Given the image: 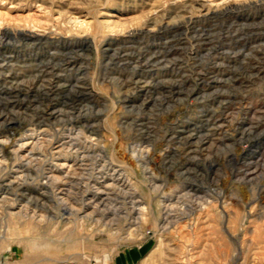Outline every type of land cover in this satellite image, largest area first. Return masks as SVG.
<instances>
[{
    "label": "rangeland",
    "instance_id": "rangeland-1",
    "mask_svg": "<svg viewBox=\"0 0 264 264\" xmlns=\"http://www.w3.org/2000/svg\"><path fill=\"white\" fill-rule=\"evenodd\" d=\"M0 31V138L46 131L21 173L0 144V264H264V0H0Z\"/></svg>",
    "mask_w": 264,
    "mask_h": 264
},
{
    "label": "bare ground",
    "instance_id": "bare-ground-1",
    "mask_svg": "<svg viewBox=\"0 0 264 264\" xmlns=\"http://www.w3.org/2000/svg\"><path fill=\"white\" fill-rule=\"evenodd\" d=\"M226 1V0H225ZM242 1V0H241ZM191 16H188L187 17V21H191ZM182 21L183 22H185L184 20H179V21H176V22H174V23H172L171 24V26H175V27H178V26H181L182 25ZM233 23V22H232ZM255 24V23H254ZM165 27H167V25L165 26ZM164 27V28H165ZM161 28V27H160ZM9 32V31H8ZM13 32V31H12ZM19 34L20 33H28V35L29 36H33V35H37V33H34V32H32V31H29V30H26V31H17ZM11 33V32H10ZM180 33V32H179ZM22 35V34H21ZM3 38V33H1V31H0V39H2ZM33 42V41H32ZM91 42H92V40L90 39V38H85L84 39V43L85 44H87V45H91ZM0 43H1V40H0ZM3 44V43H2ZM60 46V45H59ZM170 49H168V51H169ZM167 55V54H166ZM151 57H153L152 55H151ZM170 58V57H169ZM5 58H3L2 60H4ZM9 60V59H8ZM173 60V59H172ZM139 61H141V60H139ZM166 62H168V61H166ZM170 62V61H169ZM66 63H67V61H66ZM74 63V62H73ZM50 64V63H49ZM140 64V63H139ZM217 64V63H216ZM220 65V64H219ZM222 65V64H221ZM55 66V65H54ZM66 67V66H65ZM134 67V66H133ZM80 68V67H79ZM40 72H38V74H39ZM61 74V73H60ZM37 76V75H36ZM39 76V75H38ZM213 76V75H212ZM51 78V77H50ZM220 78V77H219ZM39 79H41V78H39ZM217 79V78H216ZM34 80V79H33ZM42 80H44V79H42ZM225 80V79H224ZM39 81V80H38ZM45 81V80H44ZM79 81V80H78ZM36 82V81H35ZM34 82V83H35ZM41 83V82H40ZM39 83V84H40ZM61 83V82H60ZM30 84V83H29ZM45 84V83H44ZM63 84H65V83H63ZM177 84V83H176ZM12 85V84H11ZM62 85V84H61ZM44 86V85H43ZM63 87V86H62ZM32 89V88H31ZM38 90V89H37ZM22 91V90H21ZM25 91V90H24ZM29 91V90H28ZM44 92V91H43ZM42 92V93H43ZM51 92V91H50ZM28 94V93H27ZM47 94V93H46ZM83 94V93H82ZM89 94H91V93H89ZM1 95V94H0ZM47 96H48V94H47ZM91 96V95H90ZM46 97V96H45ZM52 97V96H51ZM53 98V97H52ZM45 99H47V97L45 98ZM49 100V99H48ZM48 103V102H47ZM221 103V102H220ZM51 104V103H50ZM47 106V105H46ZM52 106V105H51ZM2 107V106H1ZM54 107V106H53ZM87 107V106H86ZM52 108V107H51ZM59 108V107H58ZM56 109V108H55ZM59 112V111H58ZM62 112V111H61ZM66 112V111H65ZM68 112V111H67ZM32 113V112H31ZM69 113V112H68ZM71 113V112H70ZM70 113H69V115H70ZM42 114V113H41ZM74 114V113H73ZM183 114H184V117H186V118H188V116H187V112L186 111H183ZM3 115V114H2ZM47 115V114H46ZM63 115V114H62ZM176 116V115H175ZM73 117H74V115H73ZM64 119V118H63ZM209 120H210V118H209ZM4 121H5V119H4ZM12 121H14L13 119H12ZM217 121H219L218 119H217ZM19 122V121H18ZM9 123H11V122H9ZM204 123V122H203ZM93 124V123H92ZM8 125V124H7ZM19 125H21V124H19ZM24 125V124H23ZM178 126H180V127H182L183 129L186 127V125L184 124V123H182L181 125L179 124ZM9 127V126H8ZM12 127H13V125H12ZM11 127V128H12ZM202 127V126H201ZM15 129H16V127H15ZM75 129L76 128H72V127H70L69 129H68V131L69 132H67V133H69V134H74L75 133ZM21 130V129H20ZM200 130V129H199ZM28 131V133H26ZM46 131H45V128H38V129H31V130H29V129H27V128H23V130H22V132H20V136L18 137V138H15V139H12V137L11 138H0V144H3V147H5V150H6V152L7 153H11V152H13V149L12 150H9L8 148H11V147H13V146H15V145H17V147L14 149V151H16V152H18V153H20L19 155H20V157L23 159V160H25L24 162H21V163H19L18 164V168H17V171H20V173L21 172H23V171H25V170H28L27 168H26V165H27V159L26 158H28V156L29 155H31L32 154V149H34L35 148V145L36 144H38V142H41L40 141V139L41 138H43L45 135H46V133H45ZM197 132V131H196ZM26 133V134H25ZM200 133V132H199ZM25 134V135H24ZM78 133H76V135H77ZM202 134V133H201ZM188 135H190V134H188ZM197 135V134H196ZM204 135V134H203ZM15 136V135H14ZM68 136H70V135H68ZM195 136V135H194ZM71 137H73L72 135H71ZM67 138V137H66ZM189 138V137H188ZM47 139V138H46ZM45 139V140H46ZM42 140H44V139H42ZM57 141H59V144L57 145V147L59 148V146H61L62 144H64V143H66V141H62L61 139H59V140H57ZM72 146H74L75 148H76V152H78V154L79 155H81L82 157L84 156H87V153H86V148H84V147H82L79 143H77V142H73L72 140L69 142ZM43 144V143H42ZM41 145V144H40ZM39 145V146H40ZM71 146V147H72ZM40 147H42V146H40ZM36 148H37V146H36ZM8 149V150H7ZM80 149H82L81 151H79ZM37 150V149H36ZM42 150V149H41ZM41 150H39V151H41ZM1 151V150H0ZM24 152H26V153H24ZM43 152V151H42ZM47 152V151H46ZM5 153V152H4ZM41 153V152H40ZM81 153H83V154H81ZM89 153V152H88ZM42 154V153H41ZM90 154V153H89ZM10 155V154H9ZM44 155V154H43ZM104 157H107V156H105V155H103ZM33 157V156H32ZM31 157V158H32ZM35 157V156H34ZM99 157V156H98ZM12 158V157H11ZM35 159V158H34ZM37 159V158H36ZM82 159V158H81ZM100 159H103V157H102V155H101V158ZM106 159V158H105ZM6 160V159H5ZM8 160H9V158H8ZM29 160H31V159H29ZM38 160V159H37ZM39 160H41V159H39ZM75 160H76V158H75ZM108 160V159H107ZM3 161V160H2ZM7 161V160H6ZM46 161V160H45ZM38 162V161H37ZM87 162V161H86ZM107 162V161H106ZM1 163H3V162H1ZM100 163V162H99ZM38 164V163H37ZM63 165H64V163H62ZM62 164H61V166H62ZM104 164H106V163H104ZM1 165V164H0ZM4 165V164H3ZM88 165V164H87ZM108 165V164H107ZM56 166V168H58L59 167V165H55ZM61 166H60V168H61ZM105 166V165H104ZM37 167V166H36ZM65 167V166H64ZM83 167H86V166H83ZM91 167V166H90ZM100 168V167H99ZM67 170V169H66ZM112 170H113V173L111 174V176L110 177H107V175H109V174H107V173H104V172H100V173H102V175L100 176V180L98 181V182H102V183H104V182H106L108 179H111V180H113V181H115L114 183H116V182H118V181H120L121 179H119L118 177H116L117 175H116V173L119 171V168H116L115 166L112 168ZM71 171V170H70ZM88 171V170H87ZM107 171V170H106ZM29 172V171H28ZM57 172V171H56ZM68 172V171H67ZM80 172V171H79ZM83 172V171H82ZM109 172V171H108ZM74 173V172H73ZM111 173V172H110ZM121 173H122V171H121ZM48 174V173H47ZM55 174V173H54ZM67 174H70V173H67ZM75 174V173H74ZM120 174V173H119ZM23 175V174H22ZM27 175H29L28 173H27ZM56 175V174H55ZM58 175V174H57ZM64 175V174H63ZM100 175V174H99ZM13 176H14V174H13ZM19 176H21V174L19 175ZM49 176H51V173L50 174H48V177ZM62 176V175H61ZM29 177H30V175H29ZM54 177V176H53ZM56 177V176H55ZM54 177V178H55ZM64 177H65V175H64ZM70 177V176H69ZM72 177V176H71ZM83 177V176H82ZM26 178V177H25ZM28 178V177H27ZM57 178H58V176H57ZM60 179H62V178H60ZM64 179V178H63ZM49 180V179H48ZM53 180V179H52ZM51 180V181H52ZM66 180V179H65ZM10 181H12V180H10ZM55 181V180H54ZM69 182L71 181V180H68ZM80 181V180H79ZM68 182V183H69ZM87 182V181H86ZM112 182V181H111ZM111 182H109V183H106L105 185L104 184H102V185H104L105 187H107V186H110L111 185ZM13 183V182H12ZM52 183V182H51ZM113 183V184H114ZM11 184V183H10ZM80 184V183H79ZM78 184V185H79ZM87 184V183H86ZM85 184V185H86ZM112 184V185H113ZM19 185V184H18ZM73 185H75L74 183H73ZM77 185V186H78ZM111 185V186H112ZM69 186H72V185H69ZM68 186V187H69ZM113 186H115V187H117L116 186V184L115 185H113ZM119 186V185H118ZM126 186V185H125ZM76 187V186H75ZM120 187V186H119ZM63 188V187H62ZM81 188V187H80ZM79 188V189H80ZM84 188V187H83ZM82 188V189H83ZM108 188V187H107ZM58 189V188H57ZM61 189V188H60ZM85 189H86V187H85ZM85 189H83V190H85ZM97 189V188H96ZM118 189H120V188H118ZM122 189V188H121ZM49 191V190H48ZM67 191V190H66ZM75 191V190H74ZM87 191V190H86ZM104 191V192H103ZM107 191V190H106ZM127 191H129V190H127ZM102 192L103 193H105V189L104 190H102V189H98V190H96L95 191V193L94 194H92V198L89 200V201H87V202H85L84 200L81 202V207H80V209H82V208H88V207H90V206H92L93 207V209H94V212L95 211H98V209L100 208L99 206L101 205V204H103V201H104V198H102ZM118 192H119V190H118ZM124 192H125V190H124ZM123 192V193H124ZM8 193V191L6 190V188L4 187V186H2V187H0V202L2 201V200H4V199H7L6 198V194ZM60 193V192H59ZM76 193H78V192H76ZM81 193V192H80ZM83 193V192H82ZM122 193V192H121ZM45 194V193H44ZM79 194V193H78ZM84 194V193H83ZM111 194V193H110ZM126 194H128V192L126 193ZM62 195V194H61ZM132 195V194H131ZM65 196V195H64ZM72 196V195H71ZM107 197H109L108 195H107ZM111 197V196H110ZM46 198V197H45ZM63 198V197H62ZM61 198V199H62ZM65 198V197H64ZM81 198V197H80ZM85 198H87V197H85ZM60 199V200H61ZM108 199H110V198H108ZM37 200V199H36ZM26 201H28V200H26ZM41 201V200H40ZM43 201H45V200H43ZM63 201V200H62ZM66 201V200H65ZM64 201V202H65ZM68 201V200H67ZM105 203V202H104ZM133 203H134V201H133ZM24 204V203H23ZM42 204V203H41ZM69 204H71V203H69ZM111 205V204H110ZM41 206V205H40ZM109 206V205H108ZM107 206V207H108ZM1 207V206H0ZM30 207V206H29ZM28 207V205L27 204H24V206H22V210L20 211V212H16V211H8V215H9V217L10 218H21L22 216H25V217H28L29 215L28 214H30V210L28 209L29 208ZM52 207V206H51ZM107 207H105L106 209H107ZM134 207V206H133ZM91 208V207H90ZM104 208V209H105ZM110 208V207H109ZM114 208V207H113ZM34 209V208H33ZM76 209H79V207L78 208H76ZM75 209V207H71V205L69 206V205H67V204H65V210L66 211H68L69 213H71V214H76V219L77 218H79V216H80V213H79V211L78 210H76ZM93 209H92V211H93ZM172 209V208H171ZM20 210V209H19ZM83 210V209H82ZM102 210V209H101ZM18 211V210H17ZM89 211V210H88ZM100 211V210H99ZM117 212V211H116ZM91 213H93V212H91ZM87 215V214H86ZM86 215H82L81 214V216H80V219H82L84 216H86ZM30 216H32V217H34V218H41V220L46 216L45 215V213L43 214V213H40L38 210H33L32 211V213H31V215ZM41 216V217H40ZM44 216V217H43ZM88 216V215H87ZM91 220H93L94 218H91V214H90V217H89ZM18 220V219H17ZM83 220V219H82ZM94 220H97V219H94ZM99 221H100V219H98ZM12 221V220H11ZM170 222V221H169ZM35 225H36V223H34ZM38 224V223H37ZM2 234H0V239H2ZM88 239V238H87ZM13 244V243H12ZM15 244V243H14ZM34 244V243H33ZM32 244V245H33ZM35 245V244H34ZM25 251V250H24ZM30 252V251H29ZM29 252H27L26 254H25V257H24V260H26V259H29V258H31V257H33V256H35L36 254L34 253H32V254H29ZM19 253L21 254V252H19L18 251V248L17 247H13V245H11V246H9L8 247V249L5 251V253H4V255H3V258H2V261H5V259H7V258H9V257H11V256H13L14 254H17V255H19ZM80 254V253H79ZM82 254V253H81ZM109 254L110 253H106L105 254V256H104V258L106 259L107 257H109ZM16 257V256H15ZM21 257V256H20ZM49 258V257H48ZM71 258V257H70ZM102 258V257H101ZM14 260V259H13ZM50 260V259H49ZM69 260V259H68ZM11 261V260H10ZM42 261V260H41ZM61 261V260H60ZM64 261V260H63ZM63 261H61V262H63ZM66 261V260H65ZM69 262V261H68ZM1 264H2V262H1ZM36 264V263H35Z\"/></svg>",
    "mask_w": 264,
    "mask_h": 264
}]
</instances>
